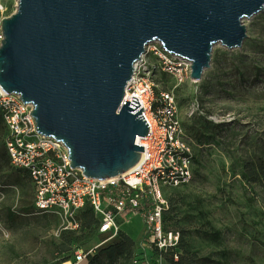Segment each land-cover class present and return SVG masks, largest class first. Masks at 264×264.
<instances>
[{
    "label": "water",
    "instance_id": "1",
    "mask_svg": "<svg viewBox=\"0 0 264 264\" xmlns=\"http://www.w3.org/2000/svg\"><path fill=\"white\" fill-rule=\"evenodd\" d=\"M264 0H16L0 19V89L30 104L36 131L66 147L91 178L118 176L148 132L136 96L123 101L133 63L159 41L199 81L216 44L242 46L244 18Z\"/></svg>",
    "mask_w": 264,
    "mask_h": 264
},
{
    "label": "rangeland",
    "instance_id": "2",
    "mask_svg": "<svg viewBox=\"0 0 264 264\" xmlns=\"http://www.w3.org/2000/svg\"><path fill=\"white\" fill-rule=\"evenodd\" d=\"M0 3V19L16 8V0ZM243 23L247 37L242 46L226 49L216 44L210 67L199 81L176 84L171 76L159 73L153 87L154 95L161 90L173 92L194 151L191 181L164 188L165 197L176 200L175 217L168 228L185 231L198 254L211 258L210 264H264V182L249 183L240 174L246 161L264 158V13L244 18ZM194 98L205 113L229 115L213 140L197 142L191 134L190 126H199L198 117L188 119L185 109ZM4 133L0 125V264H56L59 234L73 228L58 214L32 207L31 181L10 164ZM21 206L32 208L11 219L8 209ZM134 220L139 231L133 236L137 259L164 264L146 245L142 218ZM118 222L127 229L125 221ZM101 236L97 231L89 240L82 238L79 245L72 246L70 256L77 248L94 253L98 245L109 240L101 241ZM114 264L128 263L120 260Z\"/></svg>",
    "mask_w": 264,
    "mask_h": 264
},
{
    "label": "built area",
    "instance_id": "3",
    "mask_svg": "<svg viewBox=\"0 0 264 264\" xmlns=\"http://www.w3.org/2000/svg\"><path fill=\"white\" fill-rule=\"evenodd\" d=\"M2 8L0 3V11ZM190 71L188 61L167 52L159 41L145 46L133 63L123 96V101H131L132 95L139 101L133 113L143 108L140 113L148 132L136 140L143 151L129 170L107 179L87 177L79 168L71 167L63 143L36 131L30 114L32 106L23 104L18 95L0 89L5 151L13 167L27 171L33 186L34 209L56 213L68 227L78 229L77 215L89 205L99 218L98 232L106 234L107 239L120 229L118 219L128 222L133 217H141L147 229V247L162 251L176 245L179 231L163 228L162 213L168 205L164 188L191 181L194 151L192 139L178 116L173 92L161 90L154 95L153 87L159 73L171 76L176 84L195 82L190 78ZM197 115H204L215 124L229 120L228 114L203 112L194 98L187 105L185 116L190 119ZM91 252L77 248L61 264H83ZM132 264L150 263H140L135 255Z\"/></svg>",
    "mask_w": 264,
    "mask_h": 264
},
{
    "label": "trees",
    "instance_id": "4",
    "mask_svg": "<svg viewBox=\"0 0 264 264\" xmlns=\"http://www.w3.org/2000/svg\"><path fill=\"white\" fill-rule=\"evenodd\" d=\"M194 117H198L197 120L199 122V126L197 127L191 125L189 129L195 140L197 142L213 140L215 138L218 126H221L222 123L215 124L209 121L204 115H197ZM0 125H3L5 129L1 111ZM15 172L20 175L23 174V176H26L30 179L27 171H25L24 169L17 168ZM240 174L249 183H255L258 180L264 182V158L262 156H259L257 160L246 161L244 170H242ZM166 199L168 205L162 213L163 228L165 230H176L168 228V225H170V221L175 217L176 200L174 199V197H167ZM31 208L21 206L15 210L8 209L7 214L11 219H13L17 216L18 212L27 213L30 212ZM77 219L79 220L78 229L65 228L62 229L59 234L60 240L55 245L56 256L59 257L56 264H61L62 262L70 259L74 252L73 251L70 256V252L73 249L72 246L79 245L84 239V241L89 240L98 231L99 218L89 205H86L82 210L79 211ZM101 234V241H104L107 238V235L104 233ZM179 234L180 236L176 245L168 247L162 251H159L156 248H152L151 250L154 255L160 257L164 264H210L212 262L210 257L198 254V251L192 247L190 240L186 239L185 231L182 230L181 233L179 232ZM218 234L219 232L216 231V237H218ZM135 255H137L136 241L120 228L114 237L109 240H105L100 245H98L95 248L94 253L89 254L86 262L83 264H114L116 261L120 260H124L128 264H132V259L133 257H135Z\"/></svg>",
    "mask_w": 264,
    "mask_h": 264
},
{
    "label": "crops",
    "instance_id": "5",
    "mask_svg": "<svg viewBox=\"0 0 264 264\" xmlns=\"http://www.w3.org/2000/svg\"><path fill=\"white\" fill-rule=\"evenodd\" d=\"M137 217V216H136ZM127 223V226L126 228L127 229H124L123 227H120L126 234H128L131 238H133V236H138L139 235V231L136 229L135 227V220H134V217L128 221V222H125ZM134 239V238H133Z\"/></svg>",
    "mask_w": 264,
    "mask_h": 264
}]
</instances>
